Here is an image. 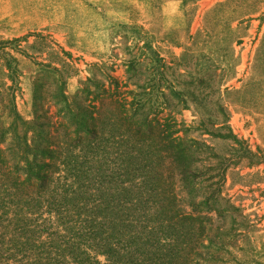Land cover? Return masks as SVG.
I'll return each mask as SVG.
<instances>
[{
	"label": "rangeland",
	"instance_id": "374dc122",
	"mask_svg": "<svg viewBox=\"0 0 264 264\" xmlns=\"http://www.w3.org/2000/svg\"><path fill=\"white\" fill-rule=\"evenodd\" d=\"M0 43V264H41L65 189L114 221L151 208L153 251H177L166 198L198 214L164 179L165 122L197 152V200L226 207L191 222L188 258L264 264V0H0Z\"/></svg>",
	"mask_w": 264,
	"mask_h": 264
},
{
	"label": "trees",
	"instance_id": "16d2710c",
	"mask_svg": "<svg viewBox=\"0 0 264 264\" xmlns=\"http://www.w3.org/2000/svg\"><path fill=\"white\" fill-rule=\"evenodd\" d=\"M144 47L147 48L148 46L143 45L142 48ZM4 54L8 59L6 66L9 79L14 82V75L17 73V60L9 53ZM153 58L157 64H160L154 50ZM154 79L153 76V89L156 88ZM170 126L167 122L161 126L158 124L153 125V135L160 136L162 150L165 151L168 158L167 174L164 179L171 184L172 180L174 181L175 177H178L177 180L188 189L191 213L198 214L197 216L184 214L178 207L176 195L172 190L166 198L171 209L168 218L163 216L160 218L156 215L159 219L155 226H160L159 220L164 218L168 226L173 229L172 232L176 234L174 241L177 244V251L173 253L169 251L164 254L153 251V219L148 218L153 216V213H147L151 208H141L129 203L124 209L125 217L114 221L106 216L104 206H88L83 200V194L79 197L77 192L65 189L62 190L59 199L56 201L55 208L48 205L49 210H45L50 213V210L53 209L56 216L53 221L49 219L42 226L41 232L44 235V239L40 242L42 248L38 256L32 257L31 261L41 262V264L198 263L196 256L201 254L195 253L193 258H188L185 252L186 243L191 241H187L188 239L184 237L189 238L193 233L191 222L199 220V213L202 211L211 212L215 210L217 214L223 215L226 207L221 208L216 204L217 194L220 192L217 188L211 190L202 199L197 200L198 191L200 190L197 184H200V179L203 176L192 169V164L198 160L197 152L191 151L193 145H187L182 138L173 136L174 133L170 130ZM141 129L142 125L140 124L137 126L136 131H141ZM85 131L89 132V128H85ZM260 159L264 162V154ZM169 166L178 168L175 175L173 174L175 170L173 172ZM216 175H210L208 179H213ZM220 176L222 178L223 174H220ZM64 179L67 180V177H64ZM25 181L27 182L28 178H25ZM36 183L38 185L36 192L46 189L47 184L44 176L38 175ZM28 184L30 186L31 182H28ZM217 184L218 181L211 182L209 187ZM77 202L80 203L77 204ZM138 210L142 211L140 213L143 214L140 218L131 215V213ZM100 258L103 259L100 260Z\"/></svg>",
	"mask_w": 264,
	"mask_h": 264
}]
</instances>
